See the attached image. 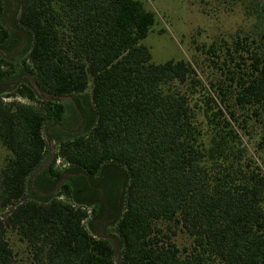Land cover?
Instances as JSON below:
<instances>
[{"label": "trees", "instance_id": "obj_1", "mask_svg": "<svg viewBox=\"0 0 264 264\" xmlns=\"http://www.w3.org/2000/svg\"><path fill=\"white\" fill-rule=\"evenodd\" d=\"M18 1L31 43L19 69L0 56V80L18 82L0 90V144L9 151L0 264H116L111 241L85 225L92 202L75 200L68 182L43 195L31 177L48 149L44 128L66 124L63 97L88 90L91 122L60 140L58 156L91 178L112 165L126 170L122 264H264V169L242 138L244 122L258 123L264 154V0H230L245 5L253 27L208 46L224 59L208 84L184 59L153 60L144 40L157 18L143 0ZM10 36L0 20V47ZM29 180L45 199L28 195Z\"/></svg>", "mask_w": 264, "mask_h": 264}, {"label": "rangeland", "instance_id": "obj_2", "mask_svg": "<svg viewBox=\"0 0 264 264\" xmlns=\"http://www.w3.org/2000/svg\"><path fill=\"white\" fill-rule=\"evenodd\" d=\"M147 7L156 14V23L149 35L144 40L152 52L155 62H164L169 59H184L190 62L202 80L208 84L209 80L216 77L221 70L224 59L207 52L208 46L221 39L232 41L239 31L250 30L253 27V16L245 11V5L235 4L230 0H143ZM4 10L0 16L2 24L7 27L11 36L7 43L0 47V56L12 61L19 69L21 59L30 45L31 37L18 25V14L20 4L18 0H3ZM219 54L221 51L218 52ZM216 61V64H214ZM11 67L3 64V70ZM20 72V71H19ZM21 75L20 77H24ZM3 80V79H2ZM8 81V83H7ZM0 80V90L16 86L17 80ZM27 82L35 84L32 76L27 77ZM15 90L3 93L5 100L13 99L7 97ZM9 92V93H8ZM78 97L65 96L62 101L66 105L65 122L67 130L62 134L52 132V128L46 126L44 135L47 140V152L45 159L38 170L41 178L36 185L41 187V194L53 195L59 192L64 182L70 183L75 195L74 199L82 203L92 202L87 207L89 217L85 221L88 230L96 237H106L111 241L115 249L116 264H122L121 253L123 249L122 240L117 232V221L125 209V193L128 183V175L124 168L112 165L105 168L94 178L82 175L81 171L73 168L66 170L63 161L58 162L59 142L63 137L78 135L85 131L91 122L90 91ZM15 99L31 103L27 98L18 96ZM79 99V100H78ZM83 102V104H82ZM87 105V106H86ZM86 121L85 125H79L80 118ZM240 121L244 120L242 112L239 114ZM82 119V120H84ZM247 119V118H246ZM250 136H242L252 156L264 169V154L256 150V133L260 125L251 121L244 122ZM69 125V126H68ZM57 139V140H56ZM9 151L0 144V169L4 166ZM53 164L54 170L60 175H49V167ZM85 176V177H83ZM88 177V178H86ZM33 181H28V195L32 199L43 200L33 191ZM39 191V190H38ZM40 194V195H41ZM61 198L70 200L65 195ZM74 201L73 198H71ZM7 210V209H6ZM5 210V211H6ZM170 233V229L164 230ZM171 234V233H170ZM182 247L185 242L183 233L180 231L174 237Z\"/></svg>", "mask_w": 264, "mask_h": 264}, {"label": "crops", "instance_id": "obj_3", "mask_svg": "<svg viewBox=\"0 0 264 264\" xmlns=\"http://www.w3.org/2000/svg\"><path fill=\"white\" fill-rule=\"evenodd\" d=\"M82 123H83V121H80L79 125H81ZM48 126L52 128V130H51L52 132L53 131L54 132L57 131L56 129H53L54 127L57 126V123H52V124H49ZM31 177H32L33 180H36V182H38L40 180V178H41V172H40V170H36V172H34L33 176H31ZM40 189H41V187L38 185V187H36V190L37 191L39 190L38 192H41Z\"/></svg>", "mask_w": 264, "mask_h": 264}, {"label": "flooded vegetation", "instance_id": "obj_4", "mask_svg": "<svg viewBox=\"0 0 264 264\" xmlns=\"http://www.w3.org/2000/svg\"><path fill=\"white\" fill-rule=\"evenodd\" d=\"M60 130H63V131L67 130V125L66 124L65 125H59V130L56 131L57 133L62 134L61 136H63V133Z\"/></svg>", "mask_w": 264, "mask_h": 264}, {"label": "built area", "instance_id": "obj_5", "mask_svg": "<svg viewBox=\"0 0 264 264\" xmlns=\"http://www.w3.org/2000/svg\"><path fill=\"white\" fill-rule=\"evenodd\" d=\"M57 161H58V162L63 161V163H64V167H68V166H69V163L64 162L63 158L60 157V156H58ZM60 163H61V162H60Z\"/></svg>", "mask_w": 264, "mask_h": 264}]
</instances>
